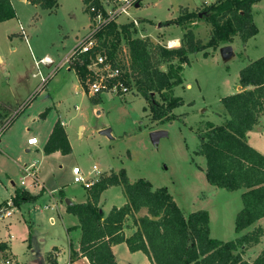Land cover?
Returning <instances> with one entry per match:
<instances>
[{
    "label": "rangeland",
    "instance_id": "obj_1",
    "mask_svg": "<svg viewBox=\"0 0 264 264\" xmlns=\"http://www.w3.org/2000/svg\"><path fill=\"white\" fill-rule=\"evenodd\" d=\"M15 1L27 37L18 22L12 21L10 28L0 24V56L10 69L8 72L4 71V64L0 60V100L8 102L15 112L19 110L20 113L11 116L14 112L0 111V122L9 118L10 123L18 121L16 129L12 131V137L16 139L19 131L34 117L30 110L43 104L47 103L52 118L62 110L69 118H73L72 125L68 126L73 152L53 157L39 172L47 190L56 192L59 196L64 189L70 196L82 197L87 195V189L74 182L73 169L76 165L89 174L96 164L103 172L101 177L125 168L131 181L145 178L155 187L166 186L185 214L200 209L208 210L212 214L211 235L225 240L233 239L236 235L234 215L242 207L243 190L229 191L210 184L205 174L207 160L204 156L197 155L196 150L200 145L201 129L207 123L223 124L228 117L222 98L236 92L241 69L264 55V0L253 11L254 22L259 30L256 36L245 44L241 35H238L232 43L222 45L233 46L234 54L229 59L223 58L222 46L216 50L209 48L208 57L204 56V51L189 55L190 64L184 65L182 72L183 83L173 89V94L182 97L184 104L173 109L175 119L165 122L153 119L151 103L140 92L134 79L131 93L124 96L102 93L92 97L84 88L77 89L79 76L63 66L55 71L56 75L59 73L54 75L57 82L55 92L46 97H37L40 90L47 88L41 81L36 61L43 56L44 51L59 50L61 57H64L74 44L77 31L80 34L86 33L83 26L90 21L89 12L82 9L83 0H60L61 6L52 11L32 3ZM204 1L145 0L141 6L130 9V17L138 20L151 18L159 24L162 20L179 15L184 5L203 3L198 8L200 11L211 3ZM130 17L122 16L121 19ZM166 22L162 21V25L167 24ZM188 25L192 26L190 23ZM194 26L199 28V31L195 29L197 37L204 43L207 42L212 25L206 20H200L192 27ZM8 29L16 33L14 40H7ZM150 29L151 35H142L144 33L138 31L134 36L147 42L153 64L167 71L171 63L178 64L179 61L177 58L173 61L162 59L158 46L178 47H170L169 40L181 35L182 30L175 26L164 28L162 32H154V26ZM13 46L16 47L15 51L12 50ZM119 49L123 54L126 50V56H130L127 42H121ZM71 66L73 68L74 65ZM41 69L44 75L47 74L43 65ZM188 84L192 86L187 87ZM153 97L160 103L165 102L159 92H155ZM48 98L50 100L47 102ZM97 98L100 101L96 103ZM57 102L60 103V108L56 107ZM28 113L30 116L26 118ZM80 124L85 127L81 130L82 136L78 135ZM35 125L32 126L34 131ZM106 128H111L112 136L99 132ZM156 130L167 132L160 137L158 143H154L151 138V133ZM3 135L6 136V132ZM249 141L259 143L256 135ZM5 152L0 144V201L7 198L10 191L5 171L11 172L18 184L22 171L21 168L19 170L22 163L12 161ZM22 153L25 152L22 150ZM38 153L32 148L24 160L27 164L36 162L39 167ZM16 155L13 159H16ZM39 182L37 180L35 184L40 185ZM111 191L113 201L119 203L117 201L123 196L122 189L116 187ZM50 193L36 202H25L21 208L14 203V208H9L15 210L14 215L0 218V234L6 236L13 252L29 264H47V253L53 244L69 247L61 221L53 223L51 218L56 215L55 207L45 208L43 204L51 197ZM11 199L14 202L13 197ZM6 208L7 203L0 207V211ZM137 256L136 264H152L149 258H142L145 256L142 252ZM133 261L131 259L130 263Z\"/></svg>",
    "mask_w": 264,
    "mask_h": 264
},
{
    "label": "trees",
    "instance_id": "obj_2",
    "mask_svg": "<svg viewBox=\"0 0 264 264\" xmlns=\"http://www.w3.org/2000/svg\"><path fill=\"white\" fill-rule=\"evenodd\" d=\"M259 1L216 0L200 11L185 12L167 21V24L177 23L185 29L181 46H158L162 59L173 61L177 58L179 61L178 64L171 63L167 71L153 64L149 46L134 36L138 30L132 22L117 24L112 21L101 29L99 36L105 38L104 44L111 40L110 54L115 53L121 42L128 43L132 78L150 101L153 119L170 121L176 118L173 109L184 104L182 97L173 94V89L183 83L182 72L184 65L190 64L189 55L204 51V56L208 57L209 48L216 50L232 43L238 35L244 42L255 36L259 30L254 22L253 6ZM30 2L50 11L59 6V0ZM83 2L86 12L91 6L103 7V0ZM16 16L11 0H0V22ZM200 20L212 25L210 38L205 43L188 25ZM73 68L83 83L86 66L76 63ZM239 85L242 90L222 98L228 114L225 122L220 125L207 123L201 129L196 154L207 160L205 174L210 184L229 191L245 189L242 193L244 206L235 220V231L240 235L229 241L212 237L208 210L185 214L166 186L155 187L145 178L131 181L126 169L121 168L95 182L88 190L86 202L68 205V212L78 217L82 230L80 248L73 251V260L83 256L90 264H118L113 246L126 243L131 252L145 253L152 264H264V252L252 262L243 257L246 249L260 243L263 227L241 234L264 217V154L248 142V133L264 114V55L241 69ZM155 92L163 95L164 103L155 100ZM98 101L99 98L95 99L96 103ZM19 113L18 110L16 115ZM44 150L47 154L72 152L61 121L56 122ZM112 186L122 187L126 203L114 206L105 216L100 197ZM35 197L23 190L13 200L19 205ZM142 208H147L148 214L138 216ZM129 219L137 225V230L128 236L125 227ZM48 260L50 264H59L52 252L48 254Z\"/></svg>",
    "mask_w": 264,
    "mask_h": 264
},
{
    "label": "crops",
    "instance_id": "obj_3",
    "mask_svg": "<svg viewBox=\"0 0 264 264\" xmlns=\"http://www.w3.org/2000/svg\"><path fill=\"white\" fill-rule=\"evenodd\" d=\"M19 1L25 2V3H31L30 0H19ZM144 1L145 0H139L138 1L139 5L138 6L136 5V7L141 6V4ZM11 2L14 5V8H15L16 13H17V16L15 18H12V19H9V20L0 22V24L2 23L4 25H7L8 28H10L11 26L9 24L12 21H15L16 23L17 22L19 23L20 28H21V27H23V22H21L20 15H19V13L17 11L16 1L15 0H11ZM103 2L104 3H107V0H103ZM204 2L207 3V0H205ZM261 2H262V0L259 1L258 3H256V4H254L253 11H254V9ZM82 3H83L82 9H85L84 8V2H82ZM202 4L201 3H195L192 6H190V4H187L186 6L184 5V6L181 7L180 14L179 15H181L182 13H185V12L199 11L198 8ZM60 6H61V1L59 0V6L57 7V9ZM179 15H177L174 18L165 19V20H162V21L164 22V21L174 20ZM88 17H89V20H90V14L89 13H88ZM119 20H121L122 23H128L129 22V19L128 18L125 19V20H122L120 18ZM139 20H140V25H139V27L137 29H138L139 32L144 33L142 35H151L152 34V31H151L150 28L153 27V26H154V28L156 30L154 32H162V31H164V28H169V27H172V26L181 28V30H182L181 35L176 36V37H173V38H171L169 40V41L176 40V46H178V47H179V45L181 46L183 33L185 31V29L182 28V26L178 25L177 23H169V24L162 25V21L159 24H157L156 21L154 19H151V18H146V19L144 18V19H139ZM197 24H198V21H195V22L192 23V26L193 25H197ZM89 25H90V21L87 24H85L83 26V28L87 30L89 28ZM189 26H191V25H189ZM194 27H192V28H194V30H195L197 28V26H194ZM197 30L199 31V28H197ZM79 32L80 31H77V33L75 35L74 44L69 49V51L75 45L76 40L80 36L83 35V34H80ZM7 34H8V37H7V40L8 41L15 39V34H16L15 32H12V31H10V29H8ZM255 36H253V37H255ZM250 39H248L245 42V44L246 43H249L250 42ZM12 50L15 51L16 50V47L13 46L12 47ZM43 53L44 54H43V56L41 58L47 56V57L51 58L52 60H54L56 63H60L61 62L60 60L63 58V57H61V54H60L59 50H55V51H52V52L51 51L50 52L49 51H44ZM64 55H65V53H64ZM258 58H256V59H258ZM0 60L2 61V64H4L3 70L6 71V72L10 71L9 67L7 66V64H5V62L3 61L2 56H0ZM39 60H37V61H39ZM37 61L35 63L36 66H37ZM43 66H44L45 71L47 70V74H45V75H49L50 72L53 70V68L50 65H48V66L47 65H43ZM66 67H67L66 69H68L69 71L73 70L76 73L77 77H78V74H77L76 70H74L72 67H68V66H66ZM40 70L42 71V69H40ZM55 73L45 83V86H46L45 88H47V90H40L37 93V97L40 96V95H42L41 97H46L47 95H51L52 94L51 92H53V93L55 92L54 86L57 83L56 80H55V76H57L59 74L58 73L56 75ZM37 74L38 73H34V75H37ZM78 80H79V85H77V89H81L83 87H82L81 80H80L79 77H78ZM189 86H192V85L191 84H188L187 87H189ZM235 88H236V92L242 90V86H240L239 84H237ZM49 98H50V96H49ZM49 98H48L47 102L50 100ZM46 104L45 105L43 104L40 107L38 106L37 108H34L33 110H30V112L33 113V116L34 117L32 118V121L29 122L22 129V131L21 130L19 131V136H17L16 139H13V137H12V131L14 129H16V127L18 125V121L14 122V123L11 122L12 124L11 123L9 124V127L5 131L6 132V136L3 135L1 137V140H0V144L6 150L5 154H7L8 158H10L12 161H15V162L19 161L20 163H22L20 165V167H19V170L21 168L22 171H23L24 166L27 164V162L24 160L25 157H26V154L30 153L32 148H35V150L39 152L38 155L40 156L39 157V162H40L39 164H40V166L38 167L37 164H36V166L38 168V177H39V180H40L41 184L38 185V186H32L30 184L31 181L28 179L27 180L28 185H25L24 186L21 183V178L24 175V173L22 174V171L21 170H20L21 171L20 183L18 184L12 178V176H11L12 173L9 172V171H5V173L7 174V177H8V179H7V183L9 185V189L8 190H10V191H9V196L7 198H4L2 201H0V206L5 205L9 199H11L12 197H14L18 193L19 190H24L25 189L28 192L30 191L29 193L32 194L33 196H36L34 199L29 200V201H32V202H36V201L40 200L41 198H44L45 196L48 195L47 193L51 192L50 193L51 194V197L48 196L49 199L46 200V201H44L43 204H44L45 208L46 207H49V206L55 207L56 215H55V217L53 216L51 218L53 220V223L54 222L58 223L59 220L61 221L62 226L64 227L65 232H66V235H67V238H68V245H69V247L67 246V248H66V246L64 247L61 244H60L61 246L56 245V244H53L51 250L47 253V264H50L49 263V260H48V254L50 252L53 253L54 257L57 259V261H58L59 264H66V263L67 264H82L83 262L85 264H90V261H89V259L87 257L80 256V257H78V258H76L74 260L72 259V253H73V251L74 252L75 251H78L79 248H80V239H81V236H82V230L79 227L80 222H79L78 217L76 215L68 212V210H67L68 204L66 202L67 199H70L73 204L86 202L88 200V198H89L88 190H87V195H84L82 197H77L75 195H73V196L71 195L70 196V195H68L66 193V191L64 189L61 190L60 195L57 196L56 195V192L48 191L47 190L43 178L40 177V175H39V172L41 171V167H43L44 164L49 163L50 160L53 157H56L58 155H61L60 154L61 153L60 151H56V152L47 154L45 152V150H44L45 145H46V143H47V141H48V139H49V137H50V135H51V133H52V131L54 129V126H55V124H56L57 121H61L62 125H64V129H65V131L67 133L68 139H69L70 144L72 146V142H71V137H70V134H69L68 126L69 125H72L71 122L73 121V118L72 117L69 118L68 115L66 114V112H63V110L62 111H59L58 109L57 110L59 112L57 113V115L55 114V116H53V118H52L51 112H50V108H48ZM56 107L57 108L58 107L60 108V103L59 102H57V106ZM44 108H47V109L44 110ZM0 111L6 112V113L7 112H9V113H13L14 112V114H12L11 116L16 115V113H17V112H15L16 110H14V108H11L10 107V105H9L8 102L1 101V100H0ZM45 111H47V112H45ZM28 116H30L29 113L27 114L26 118ZM9 119L11 120V118H9ZM9 119H6V120H9ZM6 120L1 121L0 124H2L3 122H5ZM33 125H35V131L32 129V126ZM78 128H79L78 129V135L79 136H82V133L83 132L81 130L82 129L84 130L85 127L82 124H80ZM253 135H256L258 137V142L259 143H254V142L251 143L249 141V139L251 140V138H252ZM32 136H37L38 137V144L37 145H30L28 143V139L30 137H32ZM248 142L254 148H256L258 151H260L261 153L264 154V114H262V116L259 119V122L255 125L254 129L251 130L248 133ZM12 149H13V151L11 152L10 150H12ZM22 150L25 153H22ZM72 152H73V147H72ZM15 155H16V159H13V157ZM76 166H79V165H76ZM11 170H13V169H11ZM116 187H120V186H112V187L106 189L101 194V197H100V206L102 207V212L104 213L105 216L110 212V210L114 206H122L123 204L126 203V197L124 196V193H123V196L120 197V201H117L119 203H115L113 201L114 197L111 194L112 193L111 190L113 188L115 189ZM120 188L122 189V187H120ZM242 190H243L242 191V193H243L245 191V189H242ZM122 192H123V189H122ZM242 193H241V198H242ZM25 202H27V201H22L19 205H16V207H20L21 208V206L23 204H25ZM63 202H65V204ZM242 203H243V200H242ZM243 206H244V204H242V207L241 208H239L238 210H236L235 215H234V222L236 220V216H237L238 212L243 208ZM13 211L15 212L14 209H13ZM14 212L12 213L11 216L14 215ZM146 214H148V209L147 208H142L140 210V212L138 213V216H143V215H146ZM11 216H9V217H11ZM211 224H212V214H210V234H211ZM258 226H261L264 229V217L262 219L258 220L256 223H254L252 226H250L246 230H244L241 234H244L246 232H249V231L255 229ZM136 230H137V225L134 224V222H133L132 219H129L127 221L126 227H125V233H126V235L129 236V235L133 234ZM235 233H236V235H235V237L233 239L237 238L240 235L236 231H235ZM214 238H216V237H214ZM217 239H220V240H223V241H229V240H225V239H222V238H219V237H217ZM233 239H231V240H233ZM0 247L9 249L15 256H17L13 252L12 246L9 244V241L6 238V236L3 237L1 234H0ZM257 247H258V249H257ZM113 252L115 254V257H116V260H117L118 264H131L130 263L131 259L134 260L132 264H136L135 261L137 260V257H138L137 255H138V253H140L142 251L131 252L129 250V248H128V245L126 243H120V244H117V245H114L113 246ZM262 252H264V235H263L260 243H258L256 245H254L253 247H250V248H248V249L245 250V252L243 253V257L245 259H247L248 261H251L252 262ZM143 254L145 256H142V258L144 260H146V258H148V256L145 253H143ZM21 261L23 263H25V264H29L26 261H23V260H21ZM33 264H38V263H33Z\"/></svg>",
    "mask_w": 264,
    "mask_h": 264
},
{
    "label": "built area",
    "instance_id": "obj_4",
    "mask_svg": "<svg viewBox=\"0 0 264 264\" xmlns=\"http://www.w3.org/2000/svg\"><path fill=\"white\" fill-rule=\"evenodd\" d=\"M107 3H103V7L97 8L91 6L89 8L90 25L86 33L80 36L73 48L61 59L60 63H56L51 58L45 56L37 61L38 69H41V65H50L53 70L49 75H44L41 70L39 74L42 78V82L46 83L47 80L55 73V71L63 66L72 67L79 63L86 66L84 76V90L91 96H97L102 93H111L119 96H124L131 93L133 86L132 68H131V55L126 56L125 52L121 51L119 47L115 53L110 54L112 50L111 40L108 39L104 44L105 38H101L99 33L103 27L112 21L117 24H121L119 19L122 16L130 17V9L136 7L138 0H107ZM213 2L214 0H207ZM113 2V3H112ZM129 22H132L135 27H139L140 21L137 18L130 17ZM22 32L25 34L23 27ZM27 40V38H26ZM170 45V43H169ZM10 124V119L0 124V140L5 130ZM30 145L38 144V137L32 136L28 139ZM24 175L21 178V183L25 186L27 180L31 181L32 186H38L35 182L38 178V168L36 162L26 164L23 168ZM74 182L84 186L89 190L95 182H97L102 175V170L94 164L89 174L84 171L80 166H76L73 169ZM95 175V176H93ZM39 184H41L39 182ZM8 208L0 211L1 217H9L14 212V202L12 199L7 201ZM0 264H24L21 259L15 256L9 249L0 247Z\"/></svg>",
    "mask_w": 264,
    "mask_h": 264
},
{
    "label": "water",
    "instance_id": "obj_5",
    "mask_svg": "<svg viewBox=\"0 0 264 264\" xmlns=\"http://www.w3.org/2000/svg\"><path fill=\"white\" fill-rule=\"evenodd\" d=\"M139 3L137 4V6ZM221 53L224 59H229L234 54L233 46L232 45H225L221 47ZM154 94V93H153ZM111 128L102 129L100 131L101 134H105L108 136H112L111 134ZM167 132L163 130H156L151 133V138L154 143H158L161 136L166 135ZM68 205H72V201L70 199L66 200Z\"/></svg>",
    "mask_w": 264,
    "mask_h": 264
},
{
    "label": "bare ground",
    "instance_id": "obj_6",
    "mask_svg": "<svg viewBox=\"0 0 264 264\" xmlns=\"http://www.w3.org/2000/svg\"><path fill=\"white\" fill-rule=\"evenodd\" d=\"M169 43H170V47H174V46H176V40H172V41H169Z\"/></svg>",
    "mask_w": 264,
    "mask_h": 264
}]
</instances>
